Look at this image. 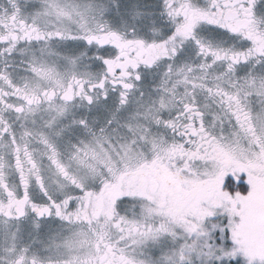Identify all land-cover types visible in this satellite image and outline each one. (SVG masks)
Listing matches in <instances>:
<instances>
[{
  "label": "snow or ice",
  "instance_id": "snow-or-ice-1",
  "mask_svg": "<svg viewBox=\"0 0 264 264\" xmlns=\"http://www.w3.org/2000/svg\"><path fill=\"white\" fill-rule=\"evenodd\" d=\"M0 264H264V0H0Z\"/></svg>",
  "mask_w": 264,
  "mask_h": 264
}]
</instances>
